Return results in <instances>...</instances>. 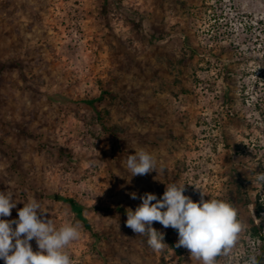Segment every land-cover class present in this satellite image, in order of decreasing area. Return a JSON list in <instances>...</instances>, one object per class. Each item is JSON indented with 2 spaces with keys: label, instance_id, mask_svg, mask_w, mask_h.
<instances>
[{
  "label": "rangeland",
  "instance_id": "rangeland-1",
  "mask_svg": "<svg viewBox=\"0 0 264 264\" xmlns=\"http://www.w3.org/2000/svg\"><path fill=\"white\" fill-rule=\"evenodd\" d=\"M139 149L165 171L132 177ZM260 174L264 0H0V192L16 201L0 219L34 197L57 228L79 224L73 264H202L175 229L153 222L167 245L154 251L126 226L131 193L178 182L246 225L217 264H264Z\"/></svg>",
  "mask_w": 264,
  "mask_h": 264
},
{
  "label": "clouds",
  "instance_id": "clouds-1",
  "mask_svg": "<svg viewBox=\"0 0 264 264\" xmlns=\"http://www.w3.org/2000/svg\"><path fill=\"white\" fill-rule=\"evenodd\" d=\"M157 163L153 153L139 149L128 156L126 167L132 177L153 171L161 174L165 169H158ZM257 179L264 182V174ZM199 190V202L184 195L185 184L178 182L168 184L160 199L152 193L140 197L131 193L132 199L139 198L142 203L135 211H127L126 226L147 237V244L154 251H162L167 245L163 243L164 233L153 228V222L165 229L171 227L178 231L177 247L188 249L191 257L202 264H217V257L231 252L246 225L233 203L219 198L205 200L207 193ZM13 208V193L0 192V217L10 216ZM38 210L41 216L47 211L33 197L18 210V219H0V259L4 264H73L68 248L81 237L79 224L57 228L51 219L38 216ZM33 239L38 245L35 252L30 244ZM246 264H260L258 256L250 255Z\"/></svg>",
  "mask_w": 264,
  "mask_h": 264
},
{
  "label": "trees",
  "instance_id": "trees-1",
  "mask_svg": "<svg viewBox=\"0 0 264 264\" xmlns=\"http://www.w3.org/2000/svg\"><path fill=\"white\" fill-rule=\"evenodd\" d=\"M60 200L63 201L64 203L68 204L71 211L76 215L77 218H79V220H81L83 222L86 221L82 217V207L75 200L70 199V198H60ZM252 232L254 233V235H256L258 237H261V235H262L261 234V228L259 226H257L256 224H254L252 226ZM262 254H264V250H262Z\"/></svg>",
  "mask_w": 264,
  "mask_h": 264
}]
</instances>
